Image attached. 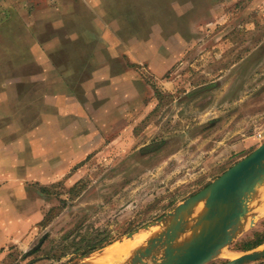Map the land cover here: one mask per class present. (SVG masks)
Wrapping results in <instances>:
<instances>
[{"label":"rangeland","instance_id":"1","mask_svg":"<svg viewBox=\"0 0 264 264\" xmlns=\"http://www.w3.org/2000/svg\"><path fill=\"white\" fill-rule=\"evenodd\" d=\"M60 1L0 0V95L9 86L21 95L14 115L0 116V140L28 141L32 133L39 141L38 108L16 107L27 92L39 102V82L30 79L46 57L42 44L53 39L59 48L48 58L59 62L86 63L108 31L122 45H137L126 53L138 60L149 109L127 116L121 141L96 151L73 177L44 186L32 181L23 195H12L29 225L2 249L0 264L80 263L131 233H143L144 245L151 233L145 225L264 142L257 139L264 137V0H72L75 13L62 18ZM75 32L79 38L71 40ZM250 212L224 248L233 258L252 251L241 247L262 230L264 214ZM228 260L219 255L205 264Z\"/></svg>","mask_w":264,"mask_h":264},{"label":"crops","instance_id":"2","mask_svg":"<svg viewBox=\"0 0 264 264\" xmlns=\"http://www.w3.org/2000/svg\"><path fill=\"white\" fill-rule=\"evenodd\" d=\"M59 3L60 18L75 13L72 0ZM78 35L75 32L71 40ZM104 38L103 43L92 45L86 63L48 58L58 50V39L41 46L42 56L46 57L37 61L38 74L30 79L39 82V102L32 104L27 92L16 107L23 113L38 108L39 141L30 140L32 133L27 135L28 141L0 140V259L2 249L14 241L17 230L29 225L23 220L22 204L16 206L12 195H23L24 187L32 181L44 186L73 177L88 157L121 141L128 129L127 116L149 109L144 101L147 97L143 81L134 70L138 60L134 54L126 53L138 51L139 47L118 43L111 31ZM16 94L10 86L1 93L0 116L15 114V99L21 96ZM9 211L20 214L8 216Z\"/></svg>","mask_w":264,"mask_h":264},{"label":"water","instance_id":"3","mask_svg":"<svg viewBox=\"0 0 264 264\" xmlns=\"http://www.w3.org/2000/svg\"><path fill=\"white\" fill-rule=\"evenodd\" d=\"M263 184L264 142L165 217L145 225L144 230H151L150 237L144 245H138L126 264H205L219 256L246 226L248 212L255 210L261 214L255 199ZM193 204H197L199 210L196 221L188 229L191 241L174 250L171 245L181 236V215ZM134 235L128 234L127 238ZM88 258L70 264H91ZM261 259H264V247L224 264H245Z\"/></svg>","mask_w":264,"mask_h":264},{"label":"bare ground","instance_id":"4","mask_svg":"<svg viewBox=\"0 0 264 264\" xmlns=\"http://www.w3.org/2000/svg\"><path fill=\"white\" fill-rule=\"evenodd\" d=\"M255 200L256 203L258 204V210L260 211L261 214H264V184L258 190L257 197ZM198 210H199V206L197 204H193L181 215V221H180L182 226L181 236L178 241L174 242L171 245L172 249L176 250L179 248H183L190 243L191 237L189 235L188 229L196 221L198 217ZM252 211L254 212V210ZM249 213L251 212L249 211ZM140 235H141L140 233L139 236L134 235L132 237L133 239L124 242L122 241L123 243L120 244L115 243V245L114 244L110 245L108 248L104 249V251L101 252V254L91 257V259H89L88 262L91 264H110L112 263L113 260H115L113 264H126L128 258L132 256L134 250L144 239V238L141 239ZM141 236L143 237V233ZM219 254L229 259H232L234 257L233 254L226 252L223 249L220 251Z\"/></svg>","mask_w":264,"mask_h":264},{"label":"trees","instance_id":"5","mask_svg":"<svg viewBox=\"0 0 264 264\" xmlns=\"http://www.w3.org/2000/svg\"><path fill=\"white\" fill-rule=\"evenodd\" d=\"M42 192L44 188L41 189ZM262 230H258L253 234L254 239L249 241L245 246L241 247V250L249 251L253 250L261 245L264 244V221L261 223ZM110 244V241H107L106 244L102 245V243L99 246H94L90 249H88L86 252L83 253V256L88 255L90 253H93L94 251H97L98 249L102 248L105 245Z\"/></svg>","mask_w":264,"mask_h":264},{"label":"built area","instance_id":"6","mask_svg":"<svg viewBox=\"0 0 264 264\" xmlns=\"http://www.w3.org/2000/svg\"><path fill=\"white\" fill-rule=\"evenodd\" d=\"M257 139H258L259 141H263V140H264V137H262L261 134H258V135H257Z\"/></svg>","mask_w":264,"mask_h":264},{"label":"flooded vegetation","instance_id":"7","mask_svg":"<svg viewBox=\"0 0 264 264\" xmlns=\"http://www.w3.org/2000/svg\"><path fill=\"white\" fill-rule=\"evenodd\" d=\"M263 221H264V219H263ZM263 221H262V222H263ZM262 222H261V223H262Z\"/></svg>","mask_w":264,"mask_h":264}]
</instances>
